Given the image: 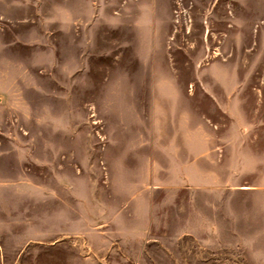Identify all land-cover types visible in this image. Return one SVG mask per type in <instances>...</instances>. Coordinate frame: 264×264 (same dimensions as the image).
<instances>
[{
    "label": "rangeland",
    "instance_id": "374dc122",
    "mask_svg": "<svg viewBox=\"0 0 264 264\" xmlns=\"http://www.w3.org/2000/svg\"><path fill=\"white\" fill-rule=\"evenodd\" d=\"M0 264H264V0H0Z\"/></svg>",
    "mask_w": 264,
    "mask_h": 264
}]
</instances>
